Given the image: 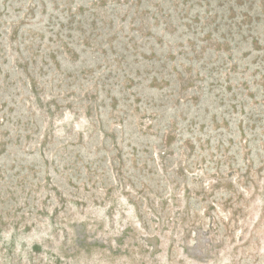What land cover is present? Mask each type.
Segmentation results:
<instances>
[{
    "label": "rangeland",
    "instance_id": "rangeland-1",
    "mask_svg": "<svg viewBox=\"0 0 264 264\" xmlns=\"http://www.w3.org/2000/svg\"><path fill=\"white\" fill-rule=\"evenodd\" d=\"M0 264H264V0H0Z\"/></svg>",
    "mask_w": 264,
    "mask_h": 264
}]
</instances>
